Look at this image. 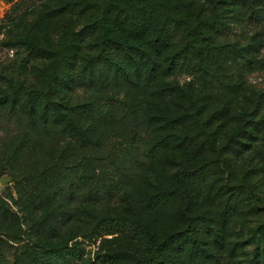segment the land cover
Listing matches in <instances>:
<instances>
[{"label": "rangeland", "instance_id": "1", "mask_svg": "<svg viewBox=\"0 0 264 264\" xmlns=\"http://www.w3.org/2000/svg\"><path fill=\"white\" fill-rule=\"evenodd\" d=\"M142 6L157 23L172 16L185 25L161 53L152 46L155 29L130 39L115 21L119 9ZM220 24L224 35L216 38ZM87 26L92 33L77 37ZM117 42L147 54L136 56L135 84L112 80L115 69L101 59L95 72L105 82L89 86L82 74L100 55L130 71ZM65 44L73 49L66 79L57 81L52 62ZM177 52L190 69L168 74ZM30 91L49 93L64 118L31 107ZM99 100L116 108L106 117L77 110ZM45 120L57 130H46ZM166 136L171 144L126 178L123 153L135 159ZM77 164L88 173L62 183L61 171ZM179 170L198 171L208 199L198 215L213 236L201 247L185 244L163 264H264V0H0V264L32 262L40 248L75 246L86 264L116 253L124 241L92 235L95 226L133 218ZM118 184L121 192L107 199L89 194ZM182 206L144 213L142 222L160 242L180 228ZM60 211L70 218L56 237L38 230Z\"/></svg>", "mask_w": 264, "mask_h": 264}, {"label": "trees", "instance_id": "2", "mask_svg": "<svg viewBox=\"0 0 264 264\" xmlns=\"http://www.w3.org/2000/svg\"><path fill=\"white\" fill-rule=\"evenodd\" d=\"M152 16V11L147 6L137 7L136 9H128L126 7L119 9L115 17L117 25L128 33L130 39H138L143 36L148 27L155 29V39L152 46L155 52L161 53L169 46L172 38L180 36L184 31L185 25L182 20L176 19L172 16H167L162 22L157 23ZM160 24V25H158ZM226 25L220 24L217 28L214 27V36L222 37L224 35ZM96 29V27H94ZM92 33V26L83 28L77 37H86ZM222 34V35H219ZM194 35V31L191 32ZM210 40V37H208ZM117 49L125 54L130 71L126 72L120 64H115L110 61L107 56L101 55L94 61L89 62L87 70L82 74V77L89 79V86L95 83L99 84L105 82V76L102 73H96L97 65L101 59L109 62V66L115 69L112 75V80L115 82H124L126 85H134L135 79L140 75V68L136 64V56L141 54L146 56V52L132 44L117 42ZM104 48L107 46L103 43ZM73 48L65 44V50L61 52V57L55 55L52 62L51 78L57 81L66 79V68L68 56ZM227 54H232L231 50H227ZM150 58H147V60ZM190 67L187 65L183 56L177 52L169 60L166 67V73L185 72ZM90 74V76H89ZM153 67L149 69V77L155 79ZM100 81V82H99ZM13 93L11 96H16ZM28 102L31 107L39 104L44 106L45 111L50 110L53 116L58 119H63L65 113L61 112L60 107L49 99V93L42 91H30L26 93ZM112 103L99 100L89 105L79 107L77 110L80 114L92 113L99 115L98 117H106L116 108L111 106ZM126 110V107L123 109ZM128 112V111H126ZM47 118V117H46ZM43 126L46 130H57L54 123L47 120L44 121ZM142 143V142H141ZM171 144L170 136L164 137L162 140L151 145H144L143 151L137 158L133 159L130 153L124 152L121 162L124 170L127 172L126 178H132L139 170L145 168L148 162L161 150ZM88 170L81 164L71 167H65L59 174L62 183L79 177L81 174L85 175ZM57 177V178H58ZM59 180V179H58ZM59 180V181H60ZM84 178H80L78 182H82ZM198 171L197 170H179L172 177V185L166 189L160 190L156 193L150 194L145 199L143 211L139 212L133 218L126 216H118L106 218L100 221L92 231V235L97 237L113 236L114 238L124 241V248L114 254H105L97 258L90 264H163V262L170 258L175 252L187 243L196 247L206 245L212 239L211 227L209 220L198 215V212L206 207L207 197L198 188ZM121 192V185L110 187L107 191L96 189L94 193H89L97 199H107L110 196L119 194ZM59 197V194L55 196ZM127 199V203L134 208V203L131 199ZM37 200H42V197H37ZM183 204L179 213V229L171 232L162 241L157 240L156 232L148 222H142L144 213L146 215H154L157 212L166 213L172 209L174 205L180 206ZM143 213V216H142ZM7 215L8 211H4ZM140 216V217H136ZM142 216V217H141ZM70 218L67 212H59L55 217L49 216L39 222L38 230L48 237H56L59 234V223L66 222ZM66 219V221H65ZM62 220V221H61ZM34 259L29 262L27 259H22L18 264H86L82 254L75 246H63L53 249H37L33 253Z\"/></svg>", "mask_w": 264, "mask_h": 264}]
</instances>
